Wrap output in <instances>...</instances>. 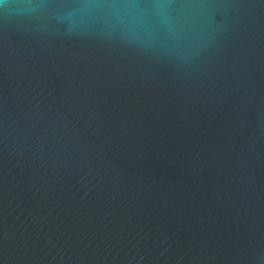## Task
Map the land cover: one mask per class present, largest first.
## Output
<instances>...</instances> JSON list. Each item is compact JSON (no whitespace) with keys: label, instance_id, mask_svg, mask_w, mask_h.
Instances as JSON below:
<instances>
[{"label":"water","instance_id":"1","mask_svg":"<svg viewBox=\"0 0 264 264\" xmlns=\"http://www.w3.org/2000/svg\"><path fill=\"white\" fill-rule=\"evenodd\" d=\"M0 264H264V0H3Z\"/></svg>","mask_w":264,"mask_h":264},{"label":"clouds","instance_id":"2","mask_svg":"<svg viewBox=\"0 0 264 264\" xmlns=\"http://www.w3.org/2000/svg\"><path fill=\"white\" fill-rule=\"evenodd\" d=\"M3 2V0H0V3H2ZM27 7V6H26Z\"/></svg>","mask_w":264,"mask_h":264}]
</instances>
